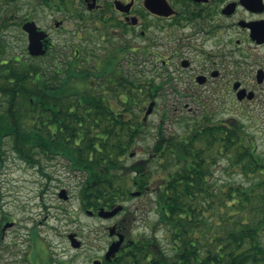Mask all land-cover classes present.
Returning a JSON list of instances; mask_svg holds the SVG:
<instances>
[{
  "label": "trees",
  "instance_id": "trees-1",
  "mask_svg": "<svg viewBox=\"0 0 264 264\" xmlns=\"http://www.w3.org/2000/svg\"><path fill=\"white\" fill-rule=\"evenodd\" d=\"M141 86L76 62L57 70L1 60L0 181L8 143L31 166L45 156L80 174L85 210L113 209L156 183L155 234L130 238L120 222L127 240L105 264H264V156L254 141L238 125L188 123L184 134L167 135L162 122L148 158L129 163L147 127L141 114L157 97ZM222 161L254 180L219 183Z\"/></svg>",
  "mask_w": 264,
  "mask_h": 264
},
{
  "label": "flooded vegetation",
  "instance_id": "flooded-vegetation-1",
  "mask_svg": "<svg viewBox=\"0 0 264 264\" xmlns=\"http://www.w3.org/2000/svg\"><path fill=\"white\" fill-rule=\"evenodd\" d=\"M29 23L43 35V55L29 51ZM10 30L31 60L57 70L94 59L112 78L126 77L116 62L147 64L164 81H149L140 92L171 89L188 100L184 106L196 118L187 124L264 127V0H0L3 45ZM220 110L229 111L227 119L215 120ZM39 161L40 173L50 177L44 165L50 160ZM107 260L105 253L99 261Z\"/></svg>",
  "mask_w": 264,
  "mask_h": 264
},
{
  "label": "rangeland",
  "instance_id": "rangeland-1",
  "mask_svg": "<svg viewBox=\"0 0 264 264\" xmlns=\"http://www.w3.org/2000/svg\"><path fill=\"white\" fill-rule=\"evenodd\" d=\"M45 22L47 21H42L41 25H46ZM17 36L15 30L6 32L8 44L5 43L0 62L2 60L11 63L13 60H19L40 63L30 59L20 40L12 39ZM97 45L94 44L93 49L100 55L101 50L96 48ZM116 63L123 70L129 83L137 79L144 87L147 81L158 83L164 81L163 76L154 72L148 73L147 64L139 63L134 67L131 61L123 60ZM87 66L96 67V60L92 59ZM172 91L169 89L167 93L158 94L155 100L146 103L141 114L147 123L146 131L135 146V156L128 160L129 163L134 164L148 158L162 122L167 135L184 134L189 128L185 119L196 118L190 116L184 106V102L188 100L182 103L179 96ZM153 103L154 106L151 105ZM151 106L153 112L146 116V111ZM228 112L220 110L215 120L227 119ZM246 130L255 138L253 141L257 153H264V127L253 126ZM6 149L5 166L0 181V226L2 231L8 223H12L13 226L4 231V244L0 247V264H93L96 260H103L114 240L109 236L108 228L120 222L130 238L155 234L152 227L157 220V212L153 206L156 183L152 184L148 194L132 197L122 203L126 210L117 217L102 219L89 215L90 209L85 210L82 207L80 191L83 178L80 174L71 172L66 163L59 160L44 161L50 176L47 178L40 173L39 167L31 166L19 159L8 143ZM226 166V161H222L218 166L215 180L219 183L249 185L254 180V177H247L239 172L228 173L225 170ZM63 189L69 199L59 196ZM135 191L133 189V192ZM71 234H74L82 244L78 248L71 245L68 238ZM161 234L162 232L160 236L157 235L160 239ZM118 254L119 252L107 262L114 261Z\"/></svg>",
  "mask_w": 264,
  "mask_h": 264
},
{
  "label": "water",
  "instance_id": "water-1",
  "mask_svg": "<svg viewBox=\"0 0 264 264\" xmlns=\"http://www.w3.org/2000/svg\"><path fill=\"white\" fill-rule=\"evenodd\" d=\"M27 32L29 33V41H30V46H29V51L31 53V55L33 56H39V55H43L45 53V51L43 50L42 44H41V38H43V35L41 33L38 32L37 27H35V25L33 23H29L26 27ZM152 106H154V103L151 104ZM152 106L149 108V110L146 112V116H148L149 114H151L153 112V108ZM135 154H131V157H134ZM141 193L140 192H135L133 193L134 196H139ZM60 197L67 199L68 196L66 195V191L63 189L60 193ZM124 209L123 205H119L113 209L107 210L105 208H102L99 210L98 212V216L100 218L103 219H111L113 217H115L116 215H118L120 212H122ZM94 212L89 211V215H93ZM13 224L12 223H8L3 231H6L7 228L12 227ZM117 226L114 225L112 227L109 228V235L111 237H114L117 233ZM119 237V239L117 241H114L111 243V245L109 246L108 251L106 252V258L108 260H111L112 257H114L118 252H120L121 250V246L122 243L125 240V236L121 233H119L117 235ZM69 239L71 240V244L73 247H79L81 244L78 242V240L75 238L74 234L69 235ZM94 264H102L101 261L96 260L94 262Z\"/></svg>",
  "mask_w": 264,
  "mask_h": 264
}]
</instances>
